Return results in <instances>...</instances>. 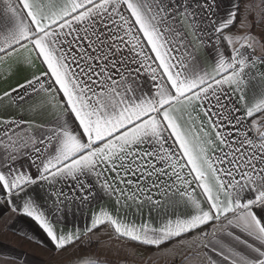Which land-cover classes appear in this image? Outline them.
Returning <instances> with one entry per match:
<instances>
[{
	"label": "snow or ice",
	"instance_id": "1",
	"mask_svg": "<svg viewBox=\"0 0 264 264\" xmlns=\"http://www.w3.org/2000/svg\"><path fill=\"white\" fill-rule=\"evenodd\" d=\"M0 85V206L64 264H264V0H0Z\"/></svg>",
	"mask_w": 264,
	"mask_h": 264
},
{
	"label": "crops",
	"instance_id": "2",
	"mask_svg": "<svg viewBox=\"0 0 264 264\" xmlns=\"http://www.w3.org/2000/svg\"><path fill=\"white\" fill-rule=\"evenodd\" d=\"M79 223L83 226V217ZM25 233L28 235L25 236ZM106 244L108 238L101 236L99 244L93 243L89 249L81 251L91 252L108 264H163L162 260L151 255L155 251L152 247L131 245L135 254L129 255L120 250L116 241H112L110 247H106ZM77 254L71 249L56 253L34 221L12 213L7 205L0 206V264H64Z\"/></svg>",
	"mask_w": 264,
	"mask_h": 264
}]
</instances>
